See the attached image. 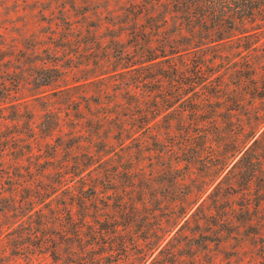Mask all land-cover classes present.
Returning <instances> with one entry per match:
<instances>
[{
    "label": "trees",
    "instance_id": "obj_1",
    "mask_svg": "<svg viewBox=\"0 0 264 264\" xmlns=\"http://www.w3.org/2000/svg\"><path fill=\"white\" fill-rule=\"evenodd\" d=\"M127 13V41L120 53L125 67L118 73L125 96L120 102L106 96L109 105L101 96L87 98L107 107L95 117L97 134L104 126L114 131L105 135L107 142L75 143L73 150L90 151L76 152L56 170L82 179L76 193L78 209L69 214L77 264H101V254H90L106 238L107 228L119 237L123 227L136 225L142 237L151 239L154 231L148 233L149 226L156 225L159 236L164 219L151 222L158 215L149 208L150 191L176 197L180 186L186 192L176 199L165 223L176 219L177 205L191 196L200 198L212 187L207 197L216 194L212 226L218 240L224 243L231 237V223L240 222L251 230L257 264H264V0H143L130 3ZM111 139L120 143L126 161L145 152L169 158V186L162 183L153 189L150 179L135 180L131 170L118 178L99 169L106 154L95 145ZM134 143L138 148L125 154ZM86 172L95 173L90 185L84 183ZM105 184L111 191L100 197L99 188ZM53 188L36 185L33 195L21 199L17 183L13 193L0 192V211L20 214L34 209ZM130 192L142 201H134ZM234 199L240 200L238 207L231 204ZM205 205L206 199L199 207ZM210 217L209 212L202 220L208 223Z\"/></svg>",
    "mask_w": 264,
    "mask_h": 264
},
{
    "label": "rangeland",
    "instance_id": "obj_2",
    "mask_svg": "<svg viewBox=\"0 0 264 264\" xmlns=\"http://www.w3.org/2000/svg\"><path fill=\"white\" fill-rule=\"evenodd\" d=\"M141 1L0 0V192L13 193L12 187L20 183L18 196L23 199L33 195L36 185L54 187L34 209L20 214L0 211V264L78 263L69 214L78 209L76 193L82 179L56 170L76 152L88 149L73 150L75 143L107 142L108 132L114 131L104 126L102 134H97L95 117L107 107L87 98L104 97L107 105L109 96L119 102L124 98L123 76L118 73L125 67L120 53L130 23L127 9L130 3ZM98 148L106 154L99 169H108L118 178L131 170L135 180L150 179L153 189L162 183L169 186L165 176L169 158L144 151L145 156L135 154L133 161H126L114 139L96 144ZM136 148L134 143L125 154ZM50 167L53 170L48 171ZM94 174L86 172L85 185H90ZM111 188L110 184L100 186L99 196ZM211 190L177 205V217L169 223L165 222L186 187H178L176 197L151 190L149 208L158 215L151 222L159 224L164 219L160 235L155 236L156 225L149 226L148 233L154 231L151 239L142 237L143 230L136 225L123 227L119 237L107 228L99 245L87 244L94 246L90 256L101 254V264H257L251 230L240 222L231 223V237L224 243L218 240L212 226L216 194L207 197ZM126 191L123 196L127 198ZM129 195L137 203L142 201L136 192ZM204 199L206 205L201 208ZM234 200L231 204L238 207L240 200ZM209 212L212 217L207 223L202 219ZM182 213H187L185 218ZM167 230L171 232L164 234Z\"/></svg>",
    "mask_w": 264,
    "mask_h": 264
}]
</instances>
